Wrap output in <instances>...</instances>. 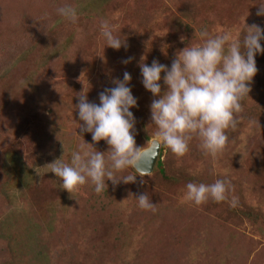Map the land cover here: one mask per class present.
<instances>
[{
    "label": "rangeland",
    "instance_id": "rangeland-1",
    "mask_svg": "<svg viewBox=\"0 0 264 264\" xmlns=\"http://www.w3.org/2000/svg\"><path fill=\"white\" fill-rule=\"evenodd\" d=\"M65 4L78 9V23L57 14ZM262 4L0 0V264H264V53L255 56L241 122L215 159L197 139L181 157L161 145L165 176L157 167L151 175L129 168L117 175H137L135 183L106 181L100 194L91 182L69 193L51 172V163L70 162L83 140L107 156L104 140L81 133L76 105L80 95L99 104V94L125 72L137 99L130 109L135 143L148 149L155 97L141 83L139 64L170 67L179 51L200 42L203 27L213 35L242 34L253 24L264 29V15H257ZM102 19L126 46H106ZM225 178L232 186L227 200L195 205L184 199L187 183ZM141 194L155 211L138 206Z\"/></svg>",
    "mask_w": 264,
    "mask_h": 264
},
{
    "label": "clouds",
    "instance_id": "clouds-1",
    "mask_svg": "<svg viewBox=\"0 0 264 264\" xmlns=\"http://www.w3.org/2000/svg\"><path fill=\"white\" fill-rule=\"evenodd\" d=\"M57 14L71 24L78 23L80 15L70 4L57 8ZM257 15H264V4ZM100 29L106 46L114 50L126 46L125 40L114 34L115 28L107 19L100 21ZM198 37L200 42L179 51L170 67L155 60L150 66L142 61L141 83L155 97L150 105L155 128L152 144L158 148L162 145L181 157L189 151L190 142L197 139L204 154L215 159L230 141L228 131H235L241 122L243 100L248 97L249 85L257 73L255 56L264 53L261 46L264 29L253 24L246 25L242 34L225 30L213 35L203 27ZM161 73L164 91L159 83ZM130 81L128 72L122 81L114 80L115 87L99 94V104L88 102L86 95L79 96L76 108L83 122L78 126L81 133H91L93 142L104 140L110 148L106 156L83 140L78 150L72 152L70 162L58 159L51 163V172L61 181L60 188L71 193L91 182L95 193L100 194L107 190L106 181L135 183L137 175H117L129 168L140 171L141 175L148 174L138 168L143 151L136 146L133 134L136 121L130 109L137 106V99L127 86ZM231 191V181L227 178L211 184L189 182L184 199L195 205L209 199L219 203L227 200ZM135 199L141 209L156 210L149 195L141 194ZM237 203L233 197L231 206Z\"/></svg>",
    "mask_w": 264,
    "mask_h": 264
},
{
    "label": "water",
    "instance_id": "water-1",
    "mask_svg": "<svg viewBox=\"0 0 264 264\" xmlns=\"http://www.w3.org/2000/svg\"><path fill=\"white\" fill-rule=\"evenodd\" d=\"M160 153H161V146L158 148L156 145H153L151 142L150 147L143 151V155L141 160L139 161L138 168H140L141 170L148 171L147 175H151L157 165V162L160 157ZM135 171L141 174L140 171L137 170Z\"/></svg>",
    "mask_w": 264,
    "mask_h": 264
},
{
    "label": "trees",
    "instance_id": "trees-1",
    "mask_svg": "<svg viewBox=\"0 0 264 264\" xmlns=\"http://www.w3.org/2000/svg\"><path fill=\"white\" fill-rule=\"evenodd\" d=\"M159 158H161V155ZM162 165L163 164H162L161 160L159 159L156 167L159 169V172H160L161 176L163 177V176H165V171L163 170Z\"/></svg>",
    "mask_w": 264,
    "mask_h": 264
}]
</instances>
